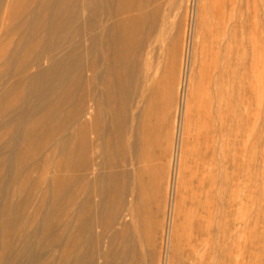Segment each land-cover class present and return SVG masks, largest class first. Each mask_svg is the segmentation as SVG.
<instances>
[{"label":"rangeland","instance_id":"obj_1","mask_svg":"<svg viewBox=\"0 0 264 264\" xmlns=\"http://www.w3.org/2000/svg\"><path fill=\"white\" fill-rule=\"evenodd\" d=\"M120 1L122 23L113 28L95 0H0V211L11 212L6 221L0 216L6 264H72L75 256L83 264H264V0H203L204 6L202 0H143L151 27L139 53L148 59L149 79L140 87L132 51L113 45L117 36L130 45V19L140 12L136 0ZM218 10L233 27L227 53L218 47ZM90 41L96 46L89 56ZM143 84L146 96L138 92ZM85 87L92 97L102 93L101 145L73 173L64 157L73 131L91 120ZM24 135L36 156L46 151L49 157L46 163L24 159L18 175L10 159L27 145L18 140ZM207 145L224 154L197 165ZM201 167L217 171L212 186H199ZM24 176L30 181L21 192ZM72 186L76 203L87 200L82 228L68 224V208L48 215L69 203Z\"/></svg>","mask_w":264,"mask_h":264},{"label":"bare ground","instance_id":"obj_2","mask_svg":"<svg viewBox=\"0 0 264 264\" xmlns=\"http://www.w3.org/2000/svg\"><path fill=\"white\" fill-rule=\"evenodd\" d=\"M90 1V0H89ZM142 1L143 0H136V8H137V10L140 12L139 14H136V16L134 17V18H132V19H130V23H129V26L131 27V28H133L134 29V34L131 36L132 38H131V43H130V45L128 46V47H126L125 46V43L121 40V39H119V37L117 36V38L118 39H116V41L113 43V45H114V47H116L117 48V50L118 49H120L121 50V48H122V44H124V47H125V51H126V48L128 49V50H130V51H132V52H130V53H133V56H134V72H136V78H137V87H140L139 85H140V83H143L144 82V84L146 85V83L145 82H147V80L149 79L148 77V75H147V71H148V69H149V64H148V59H144V60H142V59H140V57H139V53H140V51H141V49H142V45H143V42H145L144 40H146V37H148L147 36V31H146V28H150L151 27V24H149L150 22H148V20H147V13L146 12H141V10L143 9L142 8ZM201 1V0H200ZM206 1V0H205ZM93 2H94V0H93ZM97 1L95 0V3H96ZM121 1L120 0H98V4L100 5V8L102 9V12H103V14H104V17L105 16H109V18H111L112 20H113V24H112V26H113V28H114V26L115 27H117V28H119L120 27V25H121V23H120V14H121V11L123 10V8H124V6H123V4L121 5V3H120ZM145 2H146V0H145ZM202 2V5L204 4L203 3V0L201 1ZM111 3H113V5H112V7H108V5L109 4H111ZM98 4H96L97 6H98ZM146 4V3H145ZM199 4H201V3H199ZM134 6H135V4H134ZM199 6V5H198ZM204 6V5H203ZM143 7H144V5H143ZM200 7H201V5H200ZM204 9V8H203ZM200 10V9H199ZM215 14V13H214ZM224 13H223V11H220V10H218V12H216V16H217V24H218V26L220 27L219 29H222L221 31V36H220V41H218V43L220 42V44H218L219 46L218 47H221L222 48V50H223V53H227V49L230 47V45L229 44H227V45H229V47L228 46H226L225 45V43L228 41L229 42V40H227L226 41V39L227 38H231V36H232V28L233 27H231L232 26V23H231V25H230V23L229 22H226L225 21V19H224ZM231 15V14H230ZM101 16H103V15H101ZM212 16V15H211ZM108 18V19H109ZM237 18V17H236ZM103 19V18H102ZM152 19V18H151ZM230 21V20H229ZM94 23H98V22H94ZM98 24H100V23H98ZM91 25V24H90ZM89 25V26H90ZM96 26V25H95ZM148 26V27H147ZM91 27V26H90ZM94 27V26H93ZM97 27V26H96ZM154 27H155V25H154ZM92 28V27H91ZM95 29V28H94ZM97 29V28H96ZM103 29V28H102ZM90 30V29H89ZM92 31V30H91ZM96 31V30H95ZM94 31V32H95ZM97 32V31H96ZM103 32V31H102ZM132 32V33H133ZM92 33V32H91ZM155 34V33H154ZM95 35V34H94ZM93 35V36H94ZM210 35V34H209ZM96 36H98V33H97V35ZM121 37V36H120ZM233 37V36H232ZM90 38H93L94 39V37H90ZM96 38V37H95ZM126 38V37H125ZM130 38V37H129ZM153 38H154V36H153ZM87 39V38H86ZM97 39H99L98 37H97ZM96 39V40H97ZM103 40V39H102ZM115 40V39H114ZM128 40H130V39H128ZM150 40V39H149ZM155 40V39H154ZM233 40V39H232ZM86 41V40H85ZM93 41H95V39L93 40ZM92 41V42H93ZM87 42V41H86ZM91 41H90V44L89 45H87L88 46V49H87V46H86V49H87V53L89 54V56L92 54V51H93V49H94V47L96 46V45H91V43H92ZM154 42V41H153ZM97 43H98V41H97ZM127 43V42H126ZM85 44V43H84ZM92 44H94V42L92 43ZM153 45V44H152ZM221 45V46H220ZM148 46V45H147ZM150 46V45H149ZM216 46V45H215ZM232 46H233V44H232ZM231 46V47H232ZM228 47V48H227ZM99 48V47H98ZM107 48V47H106ZM175 48V47H174ZM85 49V48H84ZM123 49V51H124V48H122ZM147 49H148V47H147ZM219 49V48H218ZM233 49V48H232ZM106 50H105V48L103 47V49L101 48L100 50H99V52L98 53H100V55L101 54H104V52H105ZM122 51V50H121ZM122 51V52H123ZM229 51V50H228ZM230 51H232L231 49H230ZM149 52V51H148ZM127 52H125V54H126ZM84 54V53H83ZM220 54V53H219ZM230 54H231V52H230ZM229 54V55H230ZM94 55V54H93ZM92 55V56H93ZM97 55V54H96ZM228 55V54H227ZM229 55H228V57H229ZM148 56V55H147ZM146 56V57H147ZM85 57V56H84ZM83 57V58H84ZM98 57V56H97ZM101 57V56H100ZM86 58V57H85ZM221 58H222V55H221ZM91 59H94L93 57L91 58ZM91 59H90V61L89 62H91ZM239 59V58H238ZM95 60H96V58H95ZM95 60H92L93 62H96ZM225 60V59H224ZM222 61V60H221ZM232 61V60H231ZM93 62H91L90 63V65H89V69H91V70H93V67H95V66H97V65H93L92 63ZM225 62V61H224ZM239 62V61H238ZM220 63V62H219ZM229 63V62H228ZM96 64V63H95ZM220 65V64H219ZM216 67V66H215ZM218 67H220V66H218ZM94 70H96V69H94ZM90 72V71H89ZM94 71H92V72H90V74H92ZM220 72V71H219ZM97 73H98V71H97ZM221 73H223V72H221ZM226 73V72H225ZM89 74V75H90ZM93 75V74H92ZM91 77L92 76H89V79L91 80ZM146 80V81H145ZM92 81V80H91ZM90 82V81H89ZM88 84V86L90 87V84L89 83H87ZM143 84V85H144ZM148 84V83H147ZM144 85V86H145ZM87 86V85H86ZM87 86V87H88ZM143 86V87H144ZM141 87H142V85H141ZM142 87V88H143ZM141 88V90H140V88H137V89H139L140 91H138V92H140L141 93V95L143 96L144 94H145V96L147 95V94H149V91L150 90H148L149 89V87L148 86H145L144 87V89H142ZM85 89H87L86 87H85ZM84 90V89H83ZM85 91V90H84ZM92 90L90 89V88H88L87 89V91L84 93V98L83 99H85V101H83V102H85L86 103V107H85V112H86V114L85 115H89L90 117H88V118H90L91 120H90V122H88L85 126V129L83 130V131H81V132H74L73 131V135H72V139L71 140H73V141H71V142H73V144H72V149H70V151H68V153H66L67 155H65V163H67V168H70L71 169V171L74 173V172H76L77 170H79V169H81V170H83V169H85L86 168V166H87V163H88V161H85L86 159H85V157H88V151L90 152V150H92V148L93 147H100V145H101V110H102V101H101V98H102V93H101V91L98 93V95L96 96V97H92V92H91ZM97 91V90H96ZM189 94V93H188ZM141 96V99L142 98H145V97H142ZM188 96V95H187ZM73 97V96H72ZM81 97H83V96H81ZM179 98H180V96H179ZM187 98V97H186ZM185 98V99H186ZM70 99V98H69ZM68 99V100H69ZM146 99V98H145ZM72 100V99H71ZM81 100V99H80ZM12 101H13V99H12ZM11 100L9 101L10 103L12 102ZM17 101H18V99H17ZM150 101V100H149ZM149 101H148V103H149ZM183 101H185V100H183ZM8 102V103H9ZM186 103H187V100L185 101ZM9 103V104H10ZM12 103H15V100H14V102H12ZM12 103H11V106H12ZM69 103V102H68ZM81 103V102H80ZM84 103V104H85ZM8 104V105H9ZM47 103H45V105H46ZM76 105H77V103H76ZM181 105L183 106V105H185V104H183L182 102H180V106L179 107H181ZM187 105H188V103L186 104V107H187ZM1 106V105H0ZM10 106V107H11ZM49 106V105H48ZM47 106V107H48ZM8 107V106H7ZM83 107V108H84ZM185 106H183V111H184V109L186 108H184ZM188 108H189V105H188ZM50 109V110H49ZM49 111L50 112H54V109H53V105L51 104L50 106H49ZM76 109V108H75ZM180 109V108H179ZM45 110H46V108H45ZM47 110V111H48ZM82 110V109H81ZM214 110V109H213ZM77 110H72V112H76ZM183 111H182V115H181V121H182V124H185L186 125V123H184L185 121H186V109H185V111H184V115H183ZM198 113V112H197ZM49 115V114H48ZM75 117V116H74ZM122 117V116H121ZM191 118V117H190ZM189 118V119H190ZM89 121V120H88ZM35 123V122H34ZM86 123V122H85ZM36 124V123H35ZM34 124V125H35ZM200 124V123H199ZM175 126V125H174ZM214 126V125H213ZM36 128V127H35ZM34 128V129H35ZM125 128L123 127V126H121L120 128H119V130H118V132H119V138H118V144H119V158L121 159V161L122 160H124V152H125V142H124V138H123V135H124V132H125V130H124ZM204 129V128H203ZM75 130V129H74ZM207 130V129H206ZM211 130V129H210ZM218 130H220V129H218ZM41 131V130H40ZM40 131H38V133L40 132ZM199 131V130H198ZM202 132V131H201ZM34 133H36V132H34ZM183 133V132H182ZM211 133V132H210ZM197 134V133H196ZM204 134V133H203ZM208 134V133H207ZM33 134H31V136H32ZM34 135H36V134H34ZM70 135H71V133H70ZM185 136H186V134H184ZM188 135V134H187ZM205 135V134H204ZM216 135V134H215ZM214 135V136H215ZM23 136V135H22ZM27 136V135H26ZM182 136V135H181ZM190 136V135H189ZM196 136V135H195ZM40 137V136H39ZM70 137V136H69ZM206 137V136H205ZM37 138V136H35V138L34 139H36ZM200 138V137H199ZM18 139V138H17ZM22 139V140H21ZM21 139H18V140H20V142L22 143V145L23 144H25V142L27 143V145H23V146H21L20 147V145H19V147H20V149H18V150H16V158H14L13 156H11V159H10V161H14V165H16V168H17V173H18V175H20V173L22 172L21 171V169H22V162H23V160L24 159H28V158H35L36 157V159L38 160V161H42V162H45L47 159H48V157L49 156H47V155H45V153H47L46 151H45V153H44V155H42V154H40L39 155V157H38V155L36 156V154L38 153L39 154V152H36V151H34V150H36V149H34L33 150V145L30 143L31 141H32V143L34 144V142H33V140H30L31 139V137H29V136H27V137H25V135H24V139L23 138H21ZM32 139H33V137H32ZM39 139V138H38ZM144 139V138H143ZM207 139V138H206ZM210 139V138H209ZM212 139V138H211ZM243 139V138H242ZM37 140V139H36ZM205 140V139H204ZM25 141V142H24ZM142 141V140H141ZM190 141V140H189ZM184 142V141H183ZM207 142H208V140H207ZM226 142V141H225ZM181 143V142H180ZM244 143V142H243ZM8 144V143H7ZM13 144H14V142H13ZM225 144V143H224ZM228 144H229V142H228ZM10 145V144H9ZM8 145V146H9ZM32 145V146H31ZM210 145V144H209ZM184 146V145H183ZM18 146H17V148H19ZM219 147H221V148H224V145H222V146H219ZM230 147V146H229ZM42 148H44V147H42ZM41 148V149H42ZM186 148V147H185ZM200 148V147H199ZM203 148H204V146H203ZM202 147H201V149H203ZM14 149V148H13ZM9 151H10V149H9ZM42 151V150H41ZM84 151H86V152H84ZM184 151V150H183ZM198 151V150H197ZM196 151V152H197ZM84 152V153H83ZM191 152V151H190ZM224 152V151H223ZM221 150H217V146L216 147H210V146H206L205 147V150L200 154L199 152H197V153H199L200 154V156H198V158L199 159H197L198 160V164L197 165H201V164H203V165H205V164H208L209 162L211 163L212 161H213V163H214V158L216 159V154H224ZM180 153V152H179ZM226 154H227V152H226ZM86 155V156H85ZM89 155H91V154H89ZM179 156V155H178ZM180 156H182V153H181V155ZM223 159H225V155H223V156H221ZM10 158V157H9ZM47 158V159H46ZM62 158V157H61ZM180 158V157H179ZM59 159V158H58ZM89 159V158H88ZM120 159H119V161H120ZM211 159H213V160H211ZM228 160V159H227ZM7 161H9V160H7ZM178 162L180 161L179 159L177 160ZM2 162V161H1ZM61 162V161H60ZM181 162V161H180ZM224 162V161H223ZM46 163V162H45ZM3 165H4V163H2ZM36 164V163H35ZM37 164H38V162H37ZM44 164V163H43ZM42 164V165H43ZM225 164V163H224ZM182 165V164H181ZM203 165H201V166H203ZM224 166V165H223ZM3 166H1V170L3 169L2 168ZM65 167H66V165H65ZM179 167H180V165H179ZM183 167V166H182ZM220 167V166H219ZM14 168H15V166H14ZM228 168V167H227ZM7 169V168H6ZM226 169V168H225ZM185 170V169H184ZM198 170H200L199 172H200V178H197V182H198V184H199V186L201 187V188H204L205 187V185H207V184H209V186L211 185L212 186V184H214L213 182V180L218 176V173H217V171H215V170H211V168L210 169H207V168H204V167H201V168H199ZM16 171V170H15ZM181 171H182V169H181ZM227 171V170H226ZM2 172V171H1ZM228 172V171H227ZM179 173V172H178ZM121 174V173H120ZM199 174V173H198ZM223 175H224V173H222ZM124 174H123V172H122V174H121V176H120V188H118V193L121 195V198L123 197V195L125 194V192H126V188H125V186H124V178H121L122 176H123ZM223 175H222V177H223ZM227 175V174H226ZM190 176V175H189ZM25 177V176H24ZM195 178V177H194ZM220 178V177H219ZM70 179H73L74 180V178H70ZM79 179V178H78ZM77 179V180H78ZM83 179V178H82ZM81 179V180H82ZM85 179V178H84ZM13 180V179H12ZM19 182H20V184H19V190H21V192H22V190H24V188L26 187V186H28L29 185V181H30V178H27V177H25V178H19ZM221 180H222V178H221ZM12 182V181H11ZM75 182V181H74ZM126 182V181H125ZM215 182H216V180H215ZM226 182V181H225ZM31 183V182H30ZM223 183V182H222ZM12 184V183H11ZM35 182H34V186H35ZM85 185V184H84ZM1 186V185H0ZM208 186V185H207ZM218 186V185H217ZM36 187V186H35ZM86 187V186H85ZM30 188V187H29ZM32 188V187H31ZM34 188V187H33ZM37 188H38V186H37ZM26 189H27V187H26ZM36 189V188H35ZM34 189V190H35ZM56 189V188H55ZM54 189V190H55ZM9 190V189H8ZM37 190V189H36ZM39 190V189H38ZM60 190V189H59ZM79 190H80V188H79ZM133 190V189H132ZM201 190V189H200ZM43 191V190H42ZM53 191V190H52ZM82 191V190H81ZM83 191L85 192V189H83ZM33 192V191H32ZM39 192V191H38ZM83 192V193H84ZM227 192V191H226ZM225 192V193H226ZM19 193H20V191H19ZM30 193V192H29ZM58 193V192H57ZM56 193V194H57ZM207 193V192H206ZM211 193V192H210ZM223 193V192H222ZM9 194H10V192H9ZM31 194V193H30ZM30 194H28L27 193V196L28 195H30ZM11 195V194H10ZM43 195V194H42ZM41 195V196H42ZM77 195H78V190H77V187L76 186H72V189H71V193H70V199L68 198V206L67 205H65V204H56V205H54L55 207H54V209L48 214L49 216H52L53 214H56L57 216L58 215H61L60 213L65 209V208H68V210H70L71 212L70 213H72V215H71V217H68L67 219H69L70 218V221L68 222V224L70 223V224H73V225H79V227H81L82 228V226L83 225H85L84 224V221H86V214L82 211L83 209V207H86V201L85 200H83V202L82 203H76L77 201ZM204 195V194H203ZM31 196L32 195H30V198H31ZM44 196V195H43ZM46 196V195H45ZM206 196V195H205ZM29 198V197H28ZM45 198V197H44ZM41 199V198H40ZM43 199V198H42ZM60 199V198H59ZM208 199V198H207ZM7 200H8V198H7ZM25 201H27L26 199H25ZM39 201V200H38ZM5 202V201H4ZM3 202V203H4ZM29 202V201H28ZM55 202V201H54ZM201 202H202V200H201ZM207 202V201H206ZM45 203V202H44ZM26 204V203H25ZM28 204V203H27ZM26 204V205H27ZM39 204V203H38ZM41 204V203H40ZM6 205V204H5ZM42 205V204H41ZM40 205V206H41ZM52 205V204H51ZM82 207H81V206ZM7 206V205H6ZM16 206V205H15ZM80 206V207H79ZM4 207V206H3ZM10 207V206H9ZM8 207V208H9ZM18 207H20L19 205H18ZM17 207V208H18ZM21 207H22V205H21ZM88 207V206H87ZM13 208V207H12ZM42 208V207H41ZM10 209H11V207H10ZM52 209V208H51ZM86 210V209H85ZM7 207L6 208H3L1 211H0V216H1V218H4L5 217V221L6 220H8L9 218H6L7 217ZM9 213V212H8ZM47 213V212H46ZM11 214V212L9 213V215ZM17 214V213H16ZM88 214V213H87ZM17 216V215H16ZM16 216L14 217V216H12L13 218H15L14 220H16V222H17V224H18V226L19 227H21V224L19 223V220L18 219H16ZM20 216H21V214H20ZM18 217V216H17ZM50 219V218H49ZM4 220V219H3ZM11 220V219H10ZM47 220V219H46ZM53 220V219H52ZM48 221H50V220H48ZM55 221V220H54ZM68 221V220H67ZM22 222V221H21ZM26 222V221H25ZM64 222H65V220H64ZM9 223V222H8ZM56 224H57V220H56V222H55ZM14 224V223H13ZM48 224H50V223H48ZM52 224V223H51ZM58 224H59V222H58ZM10 225V224H9ZM15 225V224H14ZM46 225H47V222H46ZM53 225V224H52ZM66 225V224H65ZM17 226V227H18ZM59 226V225H58ZM16 227V228H17ZM18 227V228H19ZM44 227H46V226H44ZM47 227H49V226H47ZM50 227H51V225H50ZM22 228V227H21ZM20 228V229H21ZM52 228V227H51ZM20 229H18V230H20ZM57 229V228H56ZM4 230H5V228H4ZM7 230V229H6ZM48 230V229H47ZM46 230V231H47ZM53 230V229H52ZM81 230V229H80ZM22 230H20V232H21ZM45 231V230H44ZM43 231V232H44ZM49 231V230H48ZM7 233V232H6ZM4 234V233H2V236H3V234H4V236L3 237H5V239L7 238V234ZM13 233V232H12ZM51 233V232H50ZM41 234V233H40ZM39 235V234H38ZM122 236H123V234H121ZM81 236H83V235H81ZM8 237H10V236H8ZM39 237V236H38ZM79 237V236H78ZM82 237H79V238H77V239H81ZM4 239V240H5ZM9 240V239H8ZM52 240V239H51ZM50 240V241H51ZM3 241V240H2ZM80 241V240H79ZM7 242V241H6ZM8 243V242H7ZM7 243H5L6 245H7ZM78 244V240H77V242H75V245H77ZM79 243H81V245L79 244V246H81L82 247V242L80 241ZM85 243V242H84ZM5 244L3 243V245H1V247H3V248H1V252H0V257H1V260L4 262L3 264H6V260H5V258H7V257H9L8 256V254L6 255V252H4L5 251V249L7 248V246H6V248L4 247L5 246ZM51 244V243H50ZM50 244H48L49 246H50ZM79 246H78V248H79ZM16 247V246H15ZM5 248V249H4ZM45 248V247H44ZM70 248H71V246H70ZM13 250V249H12ZM7 251V250H6ZM80 251V250H79ZM84 251V250H83ZM8 252V251H7ZM69 252H71V251H69ZM8 253H10V252H8ZM15 253H16V250H15ZM72 253V252H71ZM75 253H77V252H75ZM73 254V253H72ZM12 255H14V254H12ZM77 255H78V253H77ZM48 256V255H47ZM71 256H73V255H71ZM74 256H75V254H74ZM14 257V256H13ZM19 257V256H18ZM14 259V258H13ZM41 259V258H40ZM83 256H75L74 258H73V262H72V264H83ZM0 260V261H1ZM11 260H12V258H11ZM42 262V261H41ZM12 263V262H11ZM44 263V262H43ZM8 264V263H7ZM37 264V263H36ZM39 264V263H38ZM85 264V263H84ZM224 264V263H223Z\"/></svg>","mask_w":264,"mask_h":264}]
</instances>
